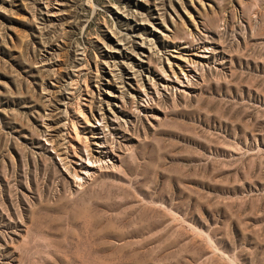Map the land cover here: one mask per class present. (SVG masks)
Here are the masks:
<instances>
[{"label":"rangeland","instance_id":"obj_1","mask_svg":"<svg viewBox=\"0 0 264 264\" xmlns=\"http://www.w3.org/2000/svg\"><path fill=\"white\" fill-rule=\"evenodd\" d=\"M0 264H264V0H0Z\"/></svg>","mask_w":264,"mask_h":264},{"label":"bare ground","instance_id":"obj_2","mask_svg":"<svg viewBox=\"0 0 264 264\" xmlns=\"http://www.w3.org/2000/svg\"><path fill=\"white\" fill-rule=\"evenodd\" d=\"M73 127H74V130H75L76 127L75 126H73ZM87 159H88V163L85 166L86 174L84 176H82L80 174H76V183L78 185H81L82 183H85L89 178H91L94 175V173H95L97 168L102 167V165L100 164L102 162V160H103L101 158V154L93 155L92 153H90L88 155ZM97 162L100 164L99 167L94 165Z\"/></svg>","mask_w":264,"mask_h":264}]
</instances>
